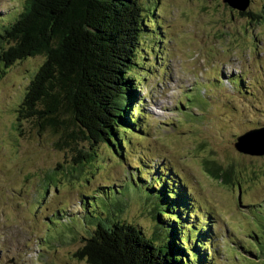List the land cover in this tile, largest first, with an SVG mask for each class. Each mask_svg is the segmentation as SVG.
I'll use <instances>...</instances> for the list:
<instances>
[{
    "label": "rangeland",
    "instance_id": "obj_1",
    "mask_svg": "<svg viewBox=\"0 0 264 264\" xmlns=\"http://www.w3.org/2000/svg\"><path fill=\"white\" fill-rule=\"evenodd\" d=\"M139 2L149 22L135 131L118 132L121 149L98 144L92 162L78 158V171L58 132L17 119L42 57L0 64V264H87L74 256L80 237L108 216L163 242L165 186L188 198L180 236L192 250L206 237L204 264H264V155L234 147L264 127V0L244 12L222 0ZM23 5L0 0V27Z\"/></svg>",
    "mask_w": 264,
    "mask_h": 264
},
{
    "label": "trees",
    "instance_id": "obj_2",
    "mask_svg": "<svg viewBox=\"0 0 264 264\" xmlns=\"http://www.w3.org/2000/svg\"><path fill=\"white\" fill-rule=\"evenodd\" d=\"M143 12L139 0H24L18 16L0 27L4 68L27 58L43 59L27 84L17 119L58 132L59 143L74 152L76 171L82 167L78 158L94 160L98 144L121 149L126 142L118 132L135 131L139 40L149 22ZM180 192L179 201L165 186L167 215L156 216L171 220L162 227L163 242L155 244L135 225L108 216L101 218L104 225L89 226L92 231L80 237L74 256L87 264H192V259L204 264L205 254L197 251L206 237L199 234L192 250L180 236L191 218L184 219L188 198L184 202Z\"/></svg>",
    "mask_w": 264,
    "mask_h": 264
},
{
    "label": "water",
    "instance_id": "obj_3",
    "mask_svg": "<svg viewBox=\"0 0 264 264\" xmlns=\"http://www.w3.org/2000/svg\"><path fill=\"white\" fill-rule=\"evenodd\" d=\"M222 2L240 12L246 11L249 5V0H222ZM234 147L242 153L259 156L264 155V127L248 131L242 136H238ZM252 147H256L257 149H253Z\"/></svg>",
    "mask_w": 264,
    "mask_h": 264
}]
</instances>
